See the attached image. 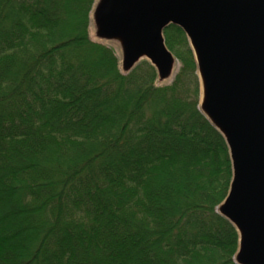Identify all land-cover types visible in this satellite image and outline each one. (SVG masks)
I'll return each instance as SVG.
<instances>
[{"label": "trees", "instance_id": "16d2710c", "mask_svg": "<svg viewBox=\"0 0 264 264\" xmlns=\"http://www.w3.org/2000/svg\"><path fill=\"white\" fill-rule=\"evenodd\" d=\"M95 0H0V264H236L232 168L183 32L169 85L89 35Z\"/></svg>", "mask_w": 264, "mask_h": 264}, {"label": "water", "instance_id": "95a60500", "mask_svg": "<svg viewBox=\"0 0 264 264\" xmlns=\"http://www.w3.org/2000/svg\"><path fill=\"white\" fill-rule=\"evenodd\" d=\"M95 36L116 41L121 70L146 60L158 80L176 59L164 30L179 28L192 51L200 112L223 137L232 178L217 212L236 230V264H264V0H99Z\"/></svg>", "mask_w": 264, "mask_h": 264}, {"label": "rangeland", "instance_id": "374dc122", "mask_svg": "<svg viewBox=\"0 0 264 264\" xmlns=\"http://www.w3.org/2000/svg\"><path fill=\"white\" fill-rule=\"evenodd\" d=\"M98 1L99 0H95L94 1L92 9L90 11V18H89V35H90V38L92 40H94V41H100L95 36V26H94V22H93V9H94V7H95V5L97 4ZM100 42L102 44H105L107 47H110L114 51V54L117 57V59L119 61L120 68H121L122 51H121V47H120L119 43L116 42V41H100ZM142 61H146V60H141L140 62H142ZM140 62H138L137 64H139ZM146 62H148V61H146ZM179 68H180V65H179V63L176 60L175 65H174V69H173V72H172V75L170 76V78H168L165 81H161V82L158 80V83L160 85H169L173 81L175 75L178 73Z\"/></svg>", "mask_w": 264, "mask_h": 264}]
</instances>
